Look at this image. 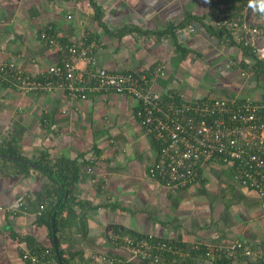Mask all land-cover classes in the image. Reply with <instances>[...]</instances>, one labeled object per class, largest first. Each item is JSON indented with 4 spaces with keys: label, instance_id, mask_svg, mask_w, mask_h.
I'll list each match as a JSON object with an SVG mask.
<instances>
[{
    "label": "crops",
    "instance_id": "crops-1",
    "mask_svg": "<svg viewBox=\"0 0 264 264\" xmlns=\"http://www.w3.org/2000/svg\"><path fill=\"white\" fill-rule=\"evenodd\" d=\"M188 15L202 22L176 29V39L164 34ZM215 15L205 0H0V64L13 62L32 80L41 79L62 57L39 38L50 28L63 46L77 43L94 56L93 64L78 62L84 75L130 71L145 74L152 91L167 97L241 98L254 79L248 73L235 80L242 71V51L207 32L205 25ZM179 48L190 51L183 60ZM261 92L262 87L254 98ZM138 107L125 94H92L82 101L62 91L23 94L0 82V150L10 149L22 160L0 157V264H30L22 256L35 249L46 251L44 264H56L49 230L37 221L48 205L38 197L48 179L35 163L56 168L60 160L74 159L89 165L75 186V204L58 222L67 264H97L99 255L127 258L125 244L112 236L129 233L185 247L238 241L264 257L261 201L232 180L230 169L210 165L205 179L182 191H169L148 178L157 148L142 133Z\"/></svg>",
    "mask_w": 264,
    "mask_h": 264
},
{
    "label": "built area",
    "instance_id": "built-area-1",
    "mask_svg": "<svg viewBox=\"0 0 264 264\" xmlns=\"http://www.w3.org/2000/svg\"><path fill=\"white\" fill-rule=\"evenodd\" d=\"M212 2L215 3L216 15L211 25L226 30L229 33L227 41L249 49L254 57L264 60V15L249 8V0ZM234 9H239V15H218V11L232 14L237 11ZM189 31H193L191 26ZM39 38L46 46L61 51L59 63L48 67L38 81L32 80L13 62L1 63L0 82L14 86L23 94L62 91L68 98L76 100H85L88 92L130 95L139 103L135 116L143 135L157 147V154L148 170L156 183L177 191L205 179L207 163L220 165L233 171V180L238 186L256 191L264 210V94L253 99L244 98L241 102L234 98L196 103L194 99L183 100L180 97L178 104L173 105L166 102L160 93L152 91L145 74L105 70L91 73L94 82L89 85L77 69L78 62L94 63V56L88 49L77 43L63 46L50 28L42 31ZM157 72L160 76L164 74L161 69ZM241 76H246L244 71H241ZM236 103L238 107L235 109ZM43 209L44 205H40V211ZM112 240H122L130 256L120 263L107 255H99L95 263L127 264L140 256L147 257V242L144 240L129 236H112ZM155 248L161 253L171 252L181 259H186L191 251H199L205 254L206 263L216 254L240 260L257 255L238 241L228 246L193 243L188 247H172L160 241ZM44 254L26 251L22 259L30 264H44ZM173 264L179 263L175 261Z\"/></svg>",
    "mask_w": 264,
    "mask_h": 264
},
{
    "label": "trees",
    "instance_id": "trees-1",
    "mask_svg": "<svg viewBox=\"0 0 264 264\" xmlns=\"http://www.w3.org/2000/svg\"><path fill=\"white\" fill-rule=\"evenodd\" d=\"M208 4L212 8H216L215 3H213L212 0H210V2H208ZM234 10H237V11L232 12L233 15L231 14V12H226V11H218V15L222 14V15H224V17H231V16H234L237 14L239 15V13H240L239 9H234ZM98 20L101 21L100 17H98ZM200 22H202L201 18H199L197 16L188 15L185 17V19L180 24L176 25L175 27L168 28L164 34L170 35L173 39H176V37H175L176 29H183L187 25L194 24V23L200 24ZM100 25L102 26L103 23L100 22ZM205 29L207 30V32L209 34L218 37L220 40L224 39V41H226L227 44L240 49L242 51V57H243L240 68L242 69V71L245 72L246 76L248 75V73L251 74V77H253V79H254V81L252 83H256L258 86L261 85L260 84L261 80H264V60H260V59H257L256 57H254L249 49H246L244 47H239L233 41H230V42L227 41L229 33L226 30L218 29L212 25H205ZM52 32L55 33L53 30H52ZM177 49H178V46L176 47V50ZM179 51H180V58H179L180 60H183L187 56V54L190 52L189 49H187V48H179ZM129 72L130 71H128V72L124 71L121 73H129ZM91 73H94V72H89L85 75L83 74V76L87 79L89 85H92L94 82V80H93L94 78L91 77ZM117 73H120V72H117ZM263 85L264 84H262V86ZM103 93H105V92L104 91L88 92L86 99L89 98L90 95H92V94H103ZM263 94H264V92H261L260 95H263ZM161 96L164 97L166 102H171V103H173V105L178 104V102L181 99L179 96H168V97H167V95H161ZM234 98H238V97H234ZM211 99L222 100V98L206 97V98H202V99H200V98L194 99V101H196V103H197L199 101L202 102V101H207V100H211ZM238 99H240V102H241L242 99H244V98L241 97ZM240 102L238 101V103H240ZM227 106L230 107L231 105L229 103H227ZM234 107L236 109L238 107V104L236 103V105ZM139 108L140 107H138L137 110H139ZM9 150H4V151L0 150V154L5 153L7 155H11L12 157L14 156L17 158H21L15 152H12V150L11 151H9ZM88 163H89L88 161H83L82 164L77 165L76 159H74V160H60L57 164H55L56 168H54V166H47V165H43V164L38 163V162L35 163V167L37 169H39L42 173H44V175L48 179L47 185H44V187L41 188V191L38 193V197H40L44 201H47L48 205H46L47 208L45 209V211L42 212V215L40 213L41 216L38 218L37 221L39 224H43L48 228L51 240H52L51 217L54 213H56L55 229H56V237H57L58 236V229H59L58 228V222H59L60 215L63 213V211L69 209L70 204H75L76 198L74 196V189L80 180V176H81V173L83 172V168ZM152 163L153 162H151L147 167L148 168L147 169V176L150 180L155 181V178L150 177V173L148 171L149 168L151 167ZM15 164L17 166L18 165L21 166V168H24V169L28 168V164H26V165L23 164L25 166H23L20 163H15ZM90 164H92V163H90ZM209 165H211V163L206 164L207 167ZM231 172H232V176H233V171L231 170ZM198 182H200V181H197L195 183H198ZM190 187H192V185ZM188 188L189 187L180 188L177 191H182V190H185ZM244 189L249 190V191H253L251 188H248V189L244 188ZM169 191H171V190H169ZM253 192L256 193V191H253ZM79 205H80V203H79ZM128 236L135 239V240H138V241L144 240L147 242V248L145 250L147 257L142 258L140 256V257L136 258L135 260H133L127 264H173V262H175V261L178 262L179 264H264V257L262 258L258 255L247 257V258L242 259L238 262V261H235L234 258L225 257L223 254H216L215 256H213V258L211 259L210 262L206 263L205 254H203L202 252H199V251H191V252H189V256L186 259H181V258H177V256L174 257L171 252L161 253V252H158L157 249L155 248L156 243L160 242V241H161V243L166 242L168 245H170L172 247H175V246L183 247L184 245L181 244L179 241L159 239L158 237L153 236V235L139 236L137 234L132 235L129 233ZM57 245H58V252L62 256V251L60 250V240L58 239V237H57ZM50 251H51V255H52L54 261L56 262V264H58V262L56 260V254H55L54 248H51ZM33 252L36 254H44L46 251L40 250V249H35ZM107 256L112 257L116 262L120 261V263L126 260V256L123 254H118V255H116L117 257L116 256H110V254ZM156 257H158L157 262L155 261ZM62 262H63V264H67V260L65 258H63V256H62Z\"/></svg>",
    "mask_w": 264,
    "mask_h": 264
},
{
    "label": "rangeland",
    "instance_id": "rangeland-1",
    "mask_svg": "<svg viewBox=\"0 0 264 264\" xmlns=\"http://www.w3.org/2000/svg\"><path fill=\"white\" fill-rule=\"evenodd\" d=\"M239 77H240V78H239ZM239 77L236 76L235 80L238 81V82H241V81H242L241 78H244V77L241 76L240 74H239ZM206 78H209V76L206 75ZM238 82H236V83H238ZM260 84H261V85H259V86L262 87V92H264V85L262 86V84H264V80H261ZM238 85H240V84H238ZM249 86H250V87H249ZM259 86H258V85H254L253 83H248V84H247V87H248V88H247L246 90L242 91L241 94H239V96H243V98H250V99H253V98H254V94H255V95H256V94H259V93H258V90L261 88V87H259ZM226 95L229 96L228 99H234V95H232V94H226ZM230 95H231V97H230ZM222 188H223V187H222ZM223 189H224L223 192L227 194L228 189H227L226 187H224ZM223 196H224V195H223ZM232 199H233V198H232ZM259 207H260V206H259ZM199 244H203V243H202V242H199Z\"/></svg>",
    "mask_w": 264,
    "mask_h": 264
},
{
    "label": "water",
    "instance_id": "water-1",
    "mask_svg": "<svg viewBox=\"0 0 264 264\" xmlns=\"http://www.w3.org/2000/svg\"><path fill=\"white\" fill-rule=\"evenodd\" d=\"M0 157L2 158H7L13 161H19L21 162L22 160L17 159V158H13L11 156H7V155H0ZM55 218H56V213H54L51 217V232H52V243H53V248L56 254V260L58 262V264H63L62 262V257L58 252V245H57V237H56V229H55Z\"/></svg>",
    "mask_w": 264,
    "mask_h": 264
},
{
    "label": "clouds",
    "instance_id": "clouds-1",
    "mask_svg": "<svg viewBox=\"0 0 264 264\" xmlns=\"http://www.w3.org/2000/svg\"><path fill=\"white\" fill-rule=\"evenodd\" d=\"M205 2H210V0H205ZM248 7L253 11L260 13L261 15H264V0H249Z\"/></svg>",
    "mask_w": 264,
    "mask_h": 264
}]
</instances>
